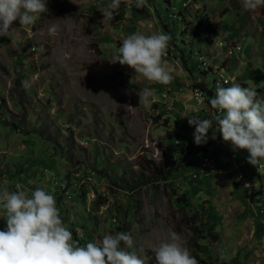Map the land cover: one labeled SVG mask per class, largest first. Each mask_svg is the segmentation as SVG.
I'll return each mask as SVG.
<instances>
[{"label":"rangeland","instance_id":"obj_1","mask_svg":"<svg viewBox=\"0 0 264 264\" xmlns=\"http://www.w3.org/2000/svg\"><path fill=\"white\" fill-rule=\"evenodd\" d=\"M110 3L47 0L34 26L20 30L16 21L14 41L0 37V187L52 194L82 246L126 232L145 264H156L151 248L171 229L199 264H264V175L246 150L233 151L219 133L211 139L214 129L197 146L188 122L214 111L197 95L200 82L213 95L217 84L239 83L264 97V8L147 0L142 8L122 3L102 23ZM53 22L55 36L48 34ZM137 32L170 35L169 85L132 81L134 70L116 63L123 39ZM146 86L154 99L139 108ZM207 156L216 161L208 172L201 168ZM157 168L169 172L166 182L156 181ZM3 218L0 207V230Z\"/></svg>","mask_w":264,"mask_h":264},{"label":"clouds","instance_id":"obj_2","mask_svg":"<svg viewBox=\"0 0 264 264\" xmlns=\"http://www.w3.org/2000/svg\"><path fill=\"white\" fill-rule=\"evenodd\" d=\"M130 2L111 0L108 10L102 12V23L113 20V13L119 11L121 4L129 6ZM239 2L249 13L264 8V0ZM146 4L147 0H135L137 8ZM47 12V0H0V37L13 42L17 32L34 26ZM16 21L21 25L20 30L12 27ZM57 32L58 26L53 22L48 34L55 36ZM170 40V35L163 32L128 35L114 59L134 70L132 81L143 77L148 85L167 86L173 79L172 68L164 60ZM196 92L198 97L203 95L199 89ZM137 95L139 108L150 107L154 99L150 87H144ZM210 107L214 110L210 119L188 118L195 127V144H207L209 131L214 129L211 139L215 140L219 133L233 151L246 150L247 162L264 175V97L258 95L257 88L242 87L239 83L230 87L217 84L215 94L210 97ZM15 189L0 187V207L6 221V228L0 230V264H145L137 251L132 250L134 240L130 233L106 234L99 241L82 246L64 224L52 194L39 187L29 192L20 183H16ZM151 251L156 264H199L180 234L171 229Z\"/></svg>","mask_w":264,"mask_h":264},{"label":"trees","instance_id":"obj_3","mask_svg":"<svg viewBox=\"0 0 264 264\" xmlns=\"http://www.w3.org/2000/svg\"><path fill=\"white\" fill-rule=\"evenodd\" d=\"M160 16V14H159ZM166 26V25H165ZM204 65V63H202ZM201 74L206 76L208 73L201 71ZM14 87L17 93H20V76H18L14 82ZM199 89L200 93H202V97L205 98V96L210 100V97L213 96L212 90L206 86L205 83H197L196 85V90ZM205 95V96H204ZM216 162V161H215ZM153 172L155 173L156 181L158 182L159 180L166 182L169 179V172H166L163 169H154ZM182 200H185V206H189V197L186 194H183ZM210 264V263H208ZM219 264H227V263H219Z\"/></svg>","mask_w":264,"mask_h":264},{"label":"built area","instance_id":"obj_4","mask_svg":"<svg viewBox=\"0 0 264 264\" xmlns=\"http://www.w3.org/2000/svg\"><path fill=\"white\" fill-rule=\"evenodd\" d=\"M131 4H134L135 5V0H131L130 2ZM236 50H240V48H236ZM234 157V155H233ZM215 165H216V162L214 159H212L211 157L207 156L203 159L202 163H201V168L203 171H212L215 169ZM238 179H239V182L240 184L242 185V187L245 189V192L247 194H251V189L250 188V182L248 181V179L246 177H244L242 174L241 175H238Z\"/></svg>","mask_w":264,"mask_h":264},{"label":"bare ground","instance_id":"obj_5","mask_svg":"<svg viewBox=\"0 0 264 264\" xmlns=\"http://www.w3.org/2000/svg\"><path fill=\"white\" fill-rule=\"evenodd\" d=\"M222 79V78H221Z\"/></svg>","mask_w":264,"mask_h":264},{"label":"crops","instance_id":"obj_6","mask_svg":"<svg viewBox=\"0 0 264 264\" xmlns=\"http://www.w3.org/2000/svg\"><path fill=\"white\" fill-rule=\"evenodd\" d=\"M228 81V80H227Z\"/></svg>","mask_w":264,"mask_h":264}]
</instances>
